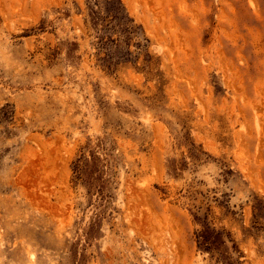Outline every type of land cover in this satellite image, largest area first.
I'll use <instances>...</instances> for the list:
<instances>
[{"label":"rangeland","instance_id":"obj_1","mask_svg":"<svg viewBox=\"0 0 264 264\" xmlns=\"http://www.w3.org/2000/svg\"><path fill=\"white\" fill-rule=\"evenodd\" d=\"M120 2L0 0V264H264V0Z\"/></svg>","mask_w":264,"mask_h":264},{"label":"trees","instance_id":"obj_2","mask_svg":"<svg viewBox=\"0 0 264 264\" xmlns=\"http://www.w3.org/2000/svg\"><path fill=\"white\" fill-rule=\"evenodd\" d=\"M100 9L103 12H100ZM88 16L91 24L88 25L89 29L93 31L99 47L111 45L118 49L125 45V53L130 55L131 40L136 37L139 27L132 25L120 0H92ZM108 58L112 60L111 56ZM195 221L199 219L195 217ZM202 224V230L196 236L198 248L206 253L213 252L216 260L224 261L225 256L218 249L219 245L224 244L218 241L220 233L209 227L206 222L203 221Z\"/></svg>","mask_w":264,"mask_h":264}]
</instances>
